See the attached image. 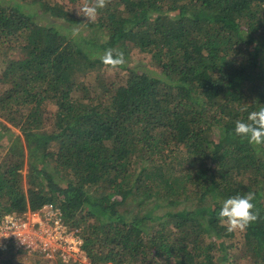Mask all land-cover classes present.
Instances as JSON below:
<instances>
[{
	"label": "trees",
	"instance_id": "obj_1",
	"mask_svg": "<svg viewBox=\"0 0 264 264\" xmlns=\"http://www.w3.org/2000/svg\"><path fill=\"white\" fill-rule=\"evenodd\" d=\"M1 2L0 218L54 204L89 264H264V145L234 134L264 106V0H108L88 22ZM248 192L258 220L227 231L223 201ZM22 254L81 264H0Z\"/></svg>",
	"mask_w": 264,
	"mask_h": 264
},
{
	"label": "built area",
	"instance_id": "obj_2",
	"mask_svg": "<svg viewBox=\"0 0 264 264\" xmlns=\"http://www.w3.org/2000/svg\"><path fill=\"white\" fill-rule=\"evenodd\" d=\"M81 244L82 239L74 230H68L61 210L52 203L39 210L27 209L22 215L9 213L0 218V252L24 250L37 252L49 261L81 263V258L86 260Z\"/></svg>",
	"mask_w": 264,
	"mask_h": 264
},
{
	"label": "clouds",
	"instance_id": "obj_3",
	"mask_svg": "<svg viewBox=\"0 0 264 264\" xmlns=\"http://www.w3.org/2000/svg\"><path fill=\"white\" fill-rule=\"evenodd\" d=\"M107 3L108 0H84L83 4L77 8V15L86 17L87 22L95 21L98 11L105 8ZM99 58L102 64L110 69H116L125 63L123 52L115 49L106 50ZM234 134L246 139L250 145H264V106L251 111L246 122L235 121ZM254 199L255 193L248 192L223 201L218 215L226 223L227 231H245L250 224L258 220L259 211H253Z\"/></svg>",
	"mask_w": 264,
	"mask_h": 264
},
{
	"label": "rangeland",
	"instance_id": "obj_4",
	"mask_svg": "<svg viewBox=\"0 0 264 264\" xmlns=\"http://www.w3.org/2000/svg\"><path fill=\"white\" fill-rule=\"evenodd\" d=\"M2 2V4L3 3H7V4H13L14 3V0H1ZM83 0H78L77 2H74V3H70V2H67V0H64V3L66 4V5H69L71 8H72V11L75 13V14H77V8L78 7H80L82 4H83ZM32 7H31V10H36L37 11V7L38 6H36L35 4L34 5H31ZM30 8V7H29ZM23 11H25V9H22ZM39 10V9H38ZM42 14H41V16H40V18H39V20H41L43 23H48V18L46 17V15L47 14H49V13H47V14H44L45 12H42V10L40 9L39 10ZM70 26V30H67V31H65V30H62L63 32H66L67 34H68V36L70 37V36H76L75 34H77L78 32H79V34H81V36L82 37H90L91 35H92V31H91V29L90 28H88L84 23H82V24H73V25H69ZM104 37V36H103ZM109 70H111V69H109ZM117 71L118 72H120V70L119 69H117ZM50 108L51 109H54V107L52 106H50ZM11 129L13 130V131H15L16 133H20L19 131H18V129L17 128H15V127H11ZM7 136L9 137V135L7 134L6 135V137L4 138V140H1L0 141V145H5V142H7V141H5V139L7 138ZM6 150H7V148L6 147H0V160H2L3 158L2 157H4L5 156V153H6ZM22 173L23 174H25L26 173V170L25 169H23L22 170ZM148 205H150V204H148ZM147 205V206H148ZM145 207L146 206H144V209H145ZM149 207V206H148ZM147 207V208H148ZM146 208V209H147ZM144 209H142L141 211H140V213L142 214L143 213V211H144ZM224 252V250L222 251V253ZM25 254H22V255H19L18 257H22V259H20V261H21V263L22 264H32L34 261H33V258L31 257V256H24ZM74 258H78L76 255L74 256ZM49 259V258H48ZM55 261H58V259H55V260H50V262H55ZM80 261H81V263H83V264H89L88 263V261H86L84 258H81L80 259ZM224 261H226V259H224ZM108 264H110V263H108Z\"/></svg>",
	"mask_w": 264,
	"mask_h": 264
}]
</instances>
